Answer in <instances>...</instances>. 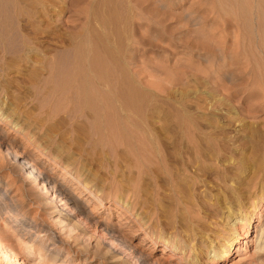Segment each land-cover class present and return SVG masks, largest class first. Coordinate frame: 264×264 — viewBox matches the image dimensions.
I'll list each match as a JSON object with an SVG mask.
<instances>
[{"label":"bare ground","instance_id":"obj_1","mask_svg":"<svg viewBox=\"0 0 264 264\" xmlns=\"http://www.w3.org/2000/svg\"><path fill=\"white\" fill-rule=\"evenodd\" d=\"M142 1L73 0L68 7L65 0H0V94L4 93V84L8 87L14 83L12 77L7 79L10 67L16 69L17 74L29 73L24 74L30 75V80H26L40 99L37 109L40 113L34 115L36 117L15 109L10 110L13 116L2 115L0 110V119L4 124L14 125L13 128L18 126L23 135L27 129L21 127L26 121L36 127L34 132L38 127H47L44 137L54 146L53 162L63 167V174L69 177L73 173L72 178L83 187L84 193L99 205H103L99 194L104 193L105 188L108 195L114 192L115 198L124 203L121 220L139 223L137 231L145 234L144 239H150L154 246L161 244L163 254L167 253L165 249L176 252L180 262L199 263L202 254L195 248L199 246L202 250L203 236L208 235L201 234L209 229L213 219L234 222L229 226L230 233L222 248L211 251L214 240L203 247L206 260L224 261L239 242V233L234 228L242 215L239 210L243 202L258 193L264 198V138L249 144L250 129L245 123L251 113L248 107L251 86L260 84L264 88V0H206L218 14L228 17L229 49L225 60L229 78L226 92L231 107L228 130L194 128L192 123L197 120L188 113L169 108H174L176 101H156L151 96L146 87L148 81L145 84L141 80L150 76V70L147 72V61L140 53L144 46L139 49L141 40L136 38L133 24L144 16L155 23V19L170 15L168 10L163 12L156 7L162 0L150 2L145 8ZM68 11H72L73 18L62 25L66 27L76 20L79 24L71 25L70 29L67 26L61 33L49 34L53 27L50 15L61 17ZM164 20L160 22L167 23ZM138 27L145 32L143 26ZM161 28L167 34L174 26ZM148 31L156 32L151 27ZM10 52L15 53L14 57L8 58ZM26 106L27 103L23 108ZM51 119L53 123H49ZM21 164L25 169L33 165ZM92 165L98 171L104 169V177L92 171ZM74 168L76 171L72 172ZM32 172L30 169L28 174L32 176ZM89 174L98 183L94 186L98 193L85 184L84 179ZM37 178L45 188L44 181H48L49 176ZM59 195H62L61 190ZM66 202L74 204L75 200L68 197ZM256 203L252 202V214L241 224L246 235L256 214ZM141 209L144 210L142 217L136 213ZM106 210L110 211L111 206ZM159 216L168 220L160 225L157 239L149 235V228L144 225L159 222ZM166 229L170 233H166ZM258 231L260 244L255 250L264 253V229ZM26 245L23 243L22 248L30 251ZM0 252L5 260L20 264L8 247L0 246ZM38 253H41L40 248ZM210 254L213 255L210 257Z\"/></svg>","mask_w":264,"mask_h":264},{"label":"rangeland","instance_id":"obj_2","mask_svg":"<svg viewBox=\"0 0 264 264\" xmlns=\"http://www.w3.org/2000/svg\"><path fill=\"white\" fill-rule=\"evenodd\" d=\"M72 1L65 0L68 7ZM153 1L158 0H148L149 4L143 0L142 8L148 7ZM162 2L161 4L156 3V7H159L157 9L163 12L168 10L167 13L170 15L168 17L172 19L168 17V19L164 17L158 19L157 16L160 18V15H155L157 18V20L154 18L155 23L157 22L160 27L157 23V25L150 23L147 16L133 22V26L136 28V38L141 40L139 49L140 46L145 47L141 49L140 53L145 56L147 61V72L150 70V76H147L149 78L141 77V80L143 83L148 81L146 83L149 85L145 83L146 87L156 101L168 99L171 103L178 102L174 103V108L173 106L169 108L188 113L194 120H197L198 123L196 121L192 123L194 128L197 126L202 128L222 127L228 130L231 117V107L226 92L229 85L228 65L225 61L228 54L227 48L229 49L226 28L228 17L218 14L206 0H162ZM172 15L173 17H171ZM175 16H178V19ZM50 17L51 27H53L49 34L52 32L58 34L63 32L67 26L70 29L71 25L79 24V20H76L78 23L75 21L74 24L69 23L66 27L62 25L69 18H73L72 11L62 14L61 17H58L57 14H52ZM163 20L167 23H161ZM148 23L152 26H149ZM138 26H143L145 32ZM161 26H174V29L178 28V30L172 29L173 31H169L170 34L169 32L166 34ZM148 27L156 32L151 34ZM144 39L145 41L142 42ZM149 42L150 44L147 45ZM144 43H147L146 46ZM14 54L10 52L8 58L14 57ZM9 69L7 79L12 77L15 80L8 87L4 84L7 90L3 88L5 94H0L1 114L10 115V110L19 109L25 114L30 113V117H36L40 113L37 110L40 99L34 94L35 90L31 87V83L29 84L30 78L28 77L30 75H24L28 72L23 70L21 71L24 72L23 74H17L15 73L16 69L10 67ZM161 70L166 74L164 75ZM175 81L177 83L173 85ZM251 88L253 90L250 89L252 96L248 98V107L252 114L247 115L245 123L250 129L247 142L254 144L264 138V98L260 94L262 92L264 94V88L260 84L252 85ZM26 103L28 106L23 108ZM18 106L19 108H17ZM13 115L11 113L10 116ZM51 122L53 123L52 119L49 123ZM7 124L2 123L0 119V246L8 247L20 264H189L180 262V255L175 254L176 252L171 253L165 249L167 253L163 254L161 244L154 246L150 239H144L145 234L137 231L139 223L133 224L129 219L121 220L124 203L122 204L115 198L114 192L108 195V189L105 188L104 193L99 194L103 205H99L92 196L90 197L87 192L84 193L83 187L72 178L74 177L73 173L69 177L64 175L63 167L53 162L54 146H50L47 143L48 139L44 137L48 130L47 127H38L34 132L33 129L36 127L26 121V125L21 127H24V130L27 129L24 133L26 135H23L21 129H19L20 131L17 129L18 126L13 128L14 125ZM22 162L28 163V166L33 162L31 163L33 165L30 164L31 168L25 169ZM94 166L92 165L90 169L93 168L92 171L104 177L106 171L104 169L98 171ZM30 169L34 172H32V176L28 174ZM75 171L74 168L72 172ZM26 174L27 176H25ZM28 175L31 176V180ZM41 175L49 176L48 181H44L46 189L41 186L42 181L36 179V176L40 177ZM84 180L86 182L84 183L94 191L98 183L93 181L92 176L89 174ZM22 189L26 191L22 192ZM60 190L62 195H59ZM68 197L75 200V203H67ZM260 198L258 193L251 195L248 200L243 202L239 210L242 215L234 228V231L239 233V242L235 244L232 252L224 261L217 259L210 262L209 258L206 260V248L203 247L214 240V243L211 244V251L216 252L222 248L225 237L230 233L229 226L234 222H224L218 218L211 221L209 229L201 234L208 235L203 236L205 245L202 250L198 248L199 246L195 248L196 252L199 251L198 253L202 254L200 255L202 257L198 258V264H264V253L255 250V246L260 244L258 230L264 229V198ZM253 201L257 202L256 206L258 207L246 235L241 224L252 214ZM108 206H111L110 211L106 210ZM141 210L136 213H140L142 217L144 210L142 213ZM202 215L204 214L201 213ZM158 218L159 222L152 221L150 224L146 222L144 225L145 228H149V235H153L157 239L160 236V225H165L168 220L161 216ZM134 220L135 218L132 217L131 221ZM166 230L167 233L169 230ZM35 234H37L36 237ZM240 235L247 238L241 239ZM32 237L33 240L30 239ZM20 242L26 243V246L31 250L22 248ZM39 248L41 253H38ZM20 252L22 253L20 254ZM256 252L260 254L258 255ZM212 255L210 254V257ZM0 264L12 263L5 260L0 252Z\"/></svg>","mask_w":264,"mask_h":264}]
</instances>
